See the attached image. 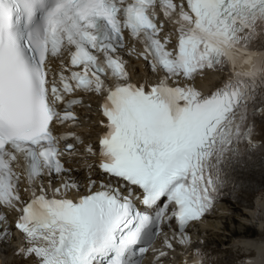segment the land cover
Listing matches in <instances>:
<instances>
[{"label":"snow or ice","instance_id":"obj_1","mask_svg":"<svg viewBox=\"0 0 264 264\" xmlns=\"http://www.w3.org/2000/svg\"><path fill=\"white\" fill-rule=\"evenodd\" d=\"M132 39L155 81H132ZM217 70L221 85L199 90ZM77 92L101 117L86 188L67 166L82 138L57 131ZM258 120L264 0H0V247L19 233V264H169L178 250L214 264L187 230L264 167Z\"/></svg>","mask_w":264,"mask_h":264},{"label":"bare ground","instance_id":"obj_2","mask_svg":"<svg viewBox=\"0 0 264 264\" xmlns=\"http://www.w3.org/2000/svg\"><path fill=\"white\" fill-rule=\"evenodd\" d=\"M136 67H138L139 69H142V65H140V64H136ZM262 213L264 214V196H261V198H259L258 207H256L254 209V211H246V213L241 214V216L244 217L245 220L248 219V220H251L249 222H252V220H254V218L256 219V215L259 214L258 218H259V220H261L259 227L263 228L264 227V215H262ZM249 215H251V217ZM224 228H227L226 224H225ZM260 228H258V229H260ZM256 229H257V227L255 226L253 231L256 232L255 231ZM242 231L243 232H239V231L236 230V231L233 232V235L234 234H240V236H242V237L246 236V237H248V238H250L252 240H248V241L239 240V243H235L234 247H238L239 248V244H240V245H249V246H252L253 248H256V249H259V248L260 249L261 248L264 249V235L262 234L263 232L260 233V231H258V232H256L257 234L254 233L255 235H257L260 238V240L258 239V241H257V239H255L256 241H253L254 240V234L250 233L249 231L247 232L246 229H244ZM11 239H12V242L9 245V248H4V254H8V253H10V251L15 249L14 243H16V239L14 237H12ZM239 249H242V248H239ZM245 249H247V248H245ZM262 249L260 251L263 252ZM238 259H239V257L236 259V261ZM257 260H258L257 257L251 259V263L250 264H257ZM238 264H249V263H247L246 260L241 259V260H239ZM261 264H264V261Z\"/></svg>","mask_w":264,"mask_h":264},{"label":"rangeland","instance_id":"obj_3","mask_svg":"<svg viewBox=\"0 0 264 264\" xmlns=\"http://www.w3.org/2000/svg\"><path fill=\"white\" fill-rule=\"evenodd\" d=\"M260 213H261V212H260ZM262 215H264V214L262 213ZM226 225H227V223H226ZM261 229H262V230H261ZM235 231H236V230H235ZM250 231H253V229H250ZM255 231H256V232H258V231H263L262 234L264 235V229H263V228H260V229L257 228ZM256 232H255V234H257ZM260 233H261V232H260ZM255 234H254V235H255ZM255 236H256V238H254L253 241H256L255 239H257V241H258V239L260 240V238H259L257 235H255ZM255 236H254V237H255ZM7 248H9V245L7 246Z\"/></svg>","mask_w":264,"mask_h":264}]
</instances>
